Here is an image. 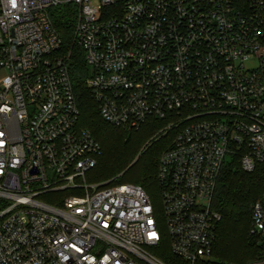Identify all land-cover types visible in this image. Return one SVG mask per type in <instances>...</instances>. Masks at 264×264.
Wrapping results in <instances>:
<instances>
[{"label":"built area","instance_id":"2783aa9c","mask_svg":"<svg viewBox=\"0 0 264 264\" xmlns=\"http://www.w3.org/2000/svg\"><path fill=\"white\" fill-rule=\"evenodd\" d=\"M78 10L74 46L102 118L178 130L157 181L170 250L211 258L227 155L264 164V0H0V264H166L158 211L133 184H90L102 156L52 8ZM67 194L59 206L38 200ZM250 234L264 239V189ZM250 264H264V259Z\"/></svg>","mask_w":264,"mask_h":264},{"label":"trees","instance_id":"16d2710c","mask_svg":"<svg viewBox=\"0 0 264 264\" xmlns=\"http://www.w3.org/2000/svg\"><path fill=\"white\" fill-rule=\"evenodd\" d=\"M51 17L63 40L64 52H71L69 67L81 111L79 126L90 130L103 149L94 169L101 170L103 178L97 181L102 183L112 180L114 184H130L125 183L126 177L140 165L143 175L131 184L143 188L148 194L146 187L157 178L160 157L173 143V140L167 142L169 134L152 138L159 130L166 128L169 122L150 119L139 131L107 123L91 96L90 69L84 61L83 52L73 44L78 20L77 8L72 4L59 6L56 11H51ZM243 155H231V160L224 164L218 180L213 208L222 215L223 220L216 232L212 254L215 261L202 260L197 264H250L264 259V239L250 234L253 225L252 208L263 194L264 164H257L255 171L246 172L242 169ZM169 243V237L164 238L156 248L159 251L158 257L166 264H177L178 257L171 252ZM239 245L240 250L232 253V249ZM178 264L188 263L183 260Z\"/></svg>","mask_w":264,"mask_h":264},{"label":"rangeland","instance_id":"374dc122","mask_svg":"<svg viewBox=\"0 0 264 264\" xmlns=\"http://www.w3.org/2000/svg\"><path fill=\"white\" fill-rule=\"evenodd\" d=\"M63 2V0H60ZM66 4H62L60 6H64ZM74 6V5H73ZM59 6H56L54 8H52V11H56L58 9ZM90 69V68H89ZM91 70V69H90ZM168 127V126H167ZM166 127V128H167ZM80 129H83L79 126ZM162 129V130H159L154 136L152 139H155V138H161L162 136L164 137L166 135V131L165 129ZM144 134L143 133H140L139 135H142ZM169 134V137L167 139V142H170L171 140H174L175 136L178 134V130H175L171 133H168ZM167 134V135H168ZM231 160V155H227L226 157V162H229ZM143 175V169L141 168L140 169V165L133 171L130 173V175H128V177H126V181L125 183H134V180L137 179V178H140L141 176ZM103 178L102 177V171L101 170H94L92 171L88 177H87V181L90 183V184H96V183H100L99 181H97L98 179H101ZM106 182V181H104ZM147 191H148V194L150 195L151 197V200H152V203L153 205L156 207L157 211H158V218H159V226H160V231H161V234H162V237H163V240L164 238L166 239L167 237H169L168 235V230H167V226H166V223H165V220H164V215H163V201H162V197H161V190H160V186L158 184V181H157V178L154 179L153 183L149 184L148 187H146ZM67 194H63V193H49V194H46V195H43L41 197L38 198V200H40L41 202H44V203H47L49 205H52V206H59V204L64 200V198L66 197ZM216 239V238H215ZM237 243H239L237 241ZM170 244V243H169ZM240 244V243H239ZM217 245V244H216ZM215 245V246H216ZM262 246V244L260 245ZM240 245L239 246H236L235 248L232 249V253H236L238 252L240 249ZM223 250V249H222ZM147 251L152 254L153 256L157 257L159 260H161L159 257H158V252L159 251H156V248H151V249H147ZM183 261L182 259L178 258V260L176 261L177 264L180 263V261ZM206 260H210L211 262L215 261V258H214V255L211 256V258L209 259H206ZM206 260H203V261H206ZM162 261V260H161ZM163 262V261H162Z\"/></svg>","mask_w":264,"mask_h":264}]
</instances>
